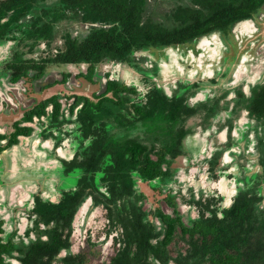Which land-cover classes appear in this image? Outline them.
<instances>
[{
	"label": "flooded vegetation",
	"instance_id": "flooded-vegetation-1",
	"mask_svg": "<svg viewBox=\"0 0 264 264\" xmlns=\"http://www.w3.org/2000/svg\"><path fill=\"white\" fill-rule=\"evenodd\" d=\"M90 28L54 23L53 40L22 46V62L37 68L16 61L20 32L0 37V264H195L184 227L222 219L244 191L257 193L264 209V79L248 72L259 65L258 48L264 51V8L227 34L137 51L131 62L105 61L94 72L90 64L57 62L65 36ZM238 34L249 42L239 60L225 54ZM127 69L141 80L128 83ZM112 83L135 93L120 114L92 124L89 105ZM84 84L103 90L86 96L75 90ZM219 85L233 89L218 97ZM56 86L65 92L49 95ZM206 134L203 150L190 146ZM246 154L259 156L262 173L231 177L235 168L255 167L236 164ZM153 165L152 176L141 171ZM143 186L161 195L155 205Z\"/></svg>",
	"mask_w": 264,
	"mask_h": 264
},
{
	"label": "trees",
	"instance_id": "trees-1",
	"mask_svg": "<svg viewBox=\"0 0 264 264\" xmlns=\"http://www.w3.org/2000/svg\"><path fill=\"white\" fill-rule=\"evenodd\" d=\"M157 3V0H1L0 37L8 35L11 39L9 34L21 33L20 38H15L20 41L16 61L22 62L20 48L30 46L33 49L40 40H53L54 23L69 25L71 21L72 24L89 25L92 28L80 37L65 36L66 47L56 61L90 64L94 72L96 66L105 61L131 62L137 51L189 43L214 31L227 34L237 22L252 18L264 8V0H177L171 9L161 4L157 7ZM26 67L37 68L22 62L21 68ZM38 68L42 70L44 66ZM262 90L257 98L261 104L258 113L264 116V87ZM110 92L114 98L106 96ZM130 92L135 93L132 89L128 92L122 86L109 84L100 102L90 103L89 122L96 124L120 114ZM171 110L180 115L181 104L173 101ZM156 168L153 165L141 171L152 176ZM122 188L123 192H128L131 187ZM261 199L255 192L244 191L222 219L214 214L190 230L184 227L185 235L191 234L189 262L264 264ZM132 227L140 234L138 224Z\"/></svg>",
	"mask_w": 264,
	"mask_h": 264
},
{
	"label": "rangeland",
	"instance_id": "rangeland-1",
	"mask_svg": "<svg viewBox=\"0 0 264 264\" xmlns=\"http://www.w3.org/2000/svg\"><path fill=\"white\" fill-rule=\"evenodd\" d=\"M176 1L177 0H160V1L157 0V2H158L157 3V7H158V4H159V6L161 4V5H164L165 7H167L168 9H171L172 6L175 5ZM77 30H78V32H80L82 29L78 28ZM240 35L241 34L237 35V39L238 40L235 39V42H236L235 45H234V42H233L234 48H233V46L232 47L229 46V49L225 53V54H228L230 56H236L238 58V60H239V58H241L240 57L241 54L243 53L244 49L248 47V44H249V42L245 40V37L242 36V35L240 36ZM217 37H219V36H217ZM232 41H233V39H232ZM260 42H259V44H260ZM259 44L256 45L255 48H258ZM239 45H240V47H239ZM249 48H250V46H249ZM258 49H259V52H260L259 53V60H258L259 65H257L256 67L254 66L255 68L254 67H250L248 69V72H249V75H250L249 77H251L253 81H255V79H258V78L264 79V51H261V47L258 48ZM249 52H250L251 55H255V57H256L258 51H256V49H254V46H253V50H249ZM170 53L175 55V57H178V55H177L178 53H176L175 51L170 50ZM238 60H235L233 62L234 64L231 66V69H233L236 66ZM140 62L141 63L142 62L145 63V61H140ZM256 63H257V59H256ZM163 64H164V62H163ZM142 67H144V66H142ZM59 68H60V70H59L58 73H60V71H62V69L65 70L63 67L62 68L59 67ZM164 69H165L164 71H163V69L161 70V74L167 75V69L166 68H164ZM125 71H126L125 72V78H126V81L128 83H131V82L138 83V81L141 80V78H142V76L139 73H137L134 69H127ZM101 72H103V71H101ZM254 72H255V75L253 77ZM162 77L163 76H161L160 79H163ZM51 80L53 81L52 78H51ZM102 88L103 87H100L99 85L93 86V85H90V84H84V86L82 88H80V89L75 88V90L77 92H80L81 94L86 95V96H92L94 92H102V90H103ZM217 88H218V90H217L216 96H218V97H221L224 93H226L227 91H231L233 89L232 86L229 87L227 85H225V86L219 85V86H217ZM61 92L62 93L65 92L64 88L60 87V86H56L54 91L51 92V94H49V95H52L54 93L58 94V93H61ZM229 99H231V98H229ZM244 122H245V120L243 119L241 121V123H244ZM193 125H194V122H189V127L193 126ZM201 136L202 137H199V136H196L194 138L192 137L190 139V146H200V148H201L200 150H203V148L205 146L206 139L208 138V134H206L205 136L204 135H201ZM240 147H241L242 150L245 149L246 142L245 141L241 142ZM258 159H259V156H257V155L256 156H250V155H247V154L243 158H238L236 160V164L237 165L245 166L246 161L251 160L252 162L247 163V166L251 167L252 165H255V167H252L253 169L251 171H249V172H246V171L244 172L241 168L240 169L235 168L231 177H233V175H236L237 178H240L242 176L244 178V177H247V176L250 177L251 175H253L254 173H257V172L258 173H262V168L258 165ZM181 164L182 163H179L178 165H181ZM65 182L67 184H69V185L74 184L76 182V178H75V176H72V177L69 178L68 181H65ZM228 183H229L228 180H226L225 182H223L221 184V189L223 191H225V192L228 191V189H227V184ZM142 189L148 195V198H149L150 202L153 205H155L157 203V201L161 199V195L159 193L154 192V191L152 192L151 190H149L148 188H145L144 186L142 187Z\"/></svg>",
	"mask_w": 264,
	"mask_h": 264
}]
</instances>
